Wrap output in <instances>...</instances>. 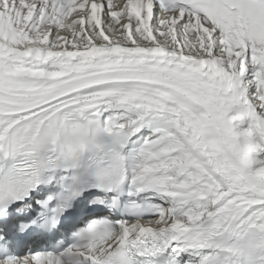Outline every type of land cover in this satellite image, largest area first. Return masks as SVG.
I'll use <instances>...</instances> for the list:
<instances>
[{
  "label": "snow or ice",
  "instance_id": "obj_1",
  "mask_svg": "<svg viewBox=\"0 0 264 264\" xmlns=\"http://www.w3.org/2000/svg\"><path fill=\"white\" fill-rule=\"evenodd\" d=\"M77 121L118 178L60 154ZM9 205L0 264H264V0H0Z\"/></svg>",
  "mask_w": 264,
  "mask_h": 264
},
{
  "label": "clouds",
  "instance_id": "obj_2",
  "mask_svg": "<svg viewBox=\"0 0 264 264\" xmlns=\"http://www.w3.org/2000/svg\"><path fill=\"white\" fill-rule=\"evenodd\" d=\"M58 149L70 163L82 160L103 172L105 179H115L130 163L115 136L106 135L99 126L89 127L81 122H70L57 134Z\"/></svg>",
  "mask_w": 264,
  "mask_h": 264
}]
</instances>
